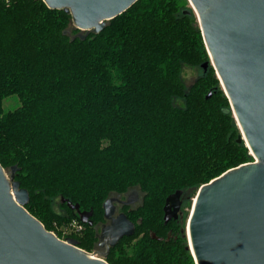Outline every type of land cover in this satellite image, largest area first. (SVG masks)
<instances>
[{"label": "trees", "instance_id": "1", "mask_svg": "<svg viewBox=\"0 0 264 264\" xmlns=\"http://www.w3.org/2000/svg\"><path fill=\"white\" fill-rule=\"evenodd\" d=\"M186 10L188 0H139L81 41L63 10L43 0H0V164L20 168L25 208L47 231L56 198L97 214L114 194L145 192L143 224L152 218L151 232L131 256L112 254L108 264H195L178 224L167 241L151 236L165 228L166 197L196 196L252 162L210 64L189 88L182 80L183 66L210 63L197 17ZM12 96L20 106L3 113ZM75 240L88 252L95 238Z\"/></svg>", "mask_w": 264, "mask_h": 264}, {"label": "water", "instance_id": "2", "mask_svg": "<svg viewBox=\"0 0 264 264\" xmlns=\"http://www.w3.org/2000/svg\"><path fill=\"white\" fill-rule=\"evenodd\" d=\"M139 0H43L52 10L71 15L80 32L73 40L85 41L100 34L109 21L128 11ZM198 19L202 37L223 90L230 102L242 136L254 162L231 169L201 186L188 220L187 250L195 264H264V0H188ZM70 34V33H68ZM209 62L202 65L208 70ZM209 93L207 99L211 97ZM0 164V264H108L107 254H90L78 241L60 240L32 216L25 207L28 190ZM184 190L166 197L164 221L168 223L183 206ZM137 196L131 195L125 205ZM113 199L104 204L99 240L107 251L124 237H131L135 224L125 214L114 217ZM62 205L79 211L80 205L62 198ZM93 210L81 214L83 224ZM183 230V232H185ZM152 238L161 240L155 233Z\"/></svg>", "mask_w": 264, "mask_h": 264}, {"label": "rangeland", "instance_id": "3", "mask_svg": "<svg viewBox=\"0 0 264 264\" xmlns=\"http://www.w3.org/2000/svg\"><path fill=\"white\" fill-rule=\"evenodd\" d=\"M197 21H198V19H197ZM210 67H211V69H213V66H212L211 63H210ZM213 72H214V77L218 80V85L220 86L221 90L223 91L224 95L226 96V94H225V92L223 90L221 81H220L215 69H213ZM204 73H206V71H204V69L202 67H189V66L187 67V66H183V69H182V80H183L186 88H189L197 80V78L203 76ZM226 98H227V96H226ZM227 100H228V98H227ZM3 103H4V104H2V112L3 113L15 110L16 108H18L20 106V101H19L17 96H12L10 98H7ZM180 103H181V101H178V100L176 101V104L180 105ZM228 103H229V106H230L229 100H228ZM233 118H234V121L236 123V127L238 129V139H239V137L242 136V132H241V129H240V127H239L234 115H233ZM238 139H237V142H238ZM244 145H245V143H244ZM249 153H250V151H249ZM251 158H252V162H254L255 158L253 156H251ZM5 171L8 174V176H10V169H5ZM143 193L146 196V193L145 192H143ZM146 197H144L143 201L140 202V203L143 204V206H144V202H145V198ZM183 198H184V204H183V207H182L181 216H180L179 220L177 221V223H175V222L170 223L166 228H164L163 230L158 231V233H159L160 236L167 237L169 232L174 233V227H175L174 225L178 224L179 227H180L179 232H180V236H181V240H182L181 244H182L183 248L187 249L190 241L188 239L189 236L187 237V234H186L185 230H186V227L188 225V220L190 218V214H191V211H192L193 201L195 199L194 191L193 190H185V192L183 194ZM164 203H163V206L161 208V210H162V214H161L162 220H163V216H164V213H163ZM142 207H141V209H142ZM49 210L51 211L52 215L48 216V221L50 222V224L52 226V230H53V231H50V232H52L56 236L60 237L59 239L63 240V241H65L68 238H72V239H79V241L81 243L82 242H86V244L87 243L90 244V242L92 240V236H94V232L92 231V228H90L89 226H85L79 232L74 230L72 228V225H74V224L80 225V224L77 222L76 219L74 220V218H69V215L71 214L70 209L67 206H61V200L59 198L54 199L50 203ZM87 210H89V209H87ZM103 210L104 209H103V203H102L100 210H97V211H99L96 214V217H97L96 222L97 223H99L101 221L104 222ZM146 210H147V208H146ZM144 214H145V210L144 209L140 210L137 213V215L134 217V219H133L134 222L136 223V230H137L138 226H141L140 229H139L138 236H136L135 238H133L134 237L133 236L131 238L124 239L118 245L117 249H115V251L113 252L114 256H116V254H117V256L118 255H123V257L124 256L125 257L131 256V254H132L131 247H133L134 244L139 239H141L145 234H146V236H147V234L149 235V232H151L149 227H152L153 225H151V223H154V222L152 221V218H151L148 222L143 224V219H145L144 218ZM140 220H141V222H139ZM154 220H156V218H154ZM87 227L90 230L89 233L88 232L86 233V228ZM183 230L185 232H183ZM135 233H136V231H135ZM96 242L97 241L95 239V241L92 243V247H91L92 249H91V251H88V253H90V254L95 253L94 250L96 248ZM194 263H195V261H194Z\"/></svg>", "mask_w": 264, "mask_h": 264}, {"label": "flooded vegetation", "instance_id": "4", "mask_svg": "<svg viewBox=\"0 0 264 264\" xmlns=\"http://www.w3.org/2000/svg\"><path fill=\"white\" fill-rule=\"evenodd\" d=\"M134 193L136 194L137 198L136 200L132 203V204H129V205H125L124 202H127L128 199L130 198L131 195H134ZM145 194L138 188H133V189H130L128 190L127 192L125 193H122V194H114L112 196H110L109 198L113 199V205L115 207V212H114V217H117L119 216L120 214H125L127 216V218L135 224V231H136V223L134 222V217L137 215V213L141 210V207L143 206L142 203H140L141 201H143L144 199ZM107 200V199H106ZM105 200V201H106ZM104 201V202H105ZM166 201V200H165ZM103 202V204H104ZM183 204H184V198H183ZM165 205V203H164ZM183 207V206H182ZM182 211V209H181ZM181 211L178 212L179 215H178V219H172L171 221H169L168 223H165L164 221V216H163V222H164V227L166 228L170 223L172 222H177L181 216ZM84 212H88V210H83L80 208L79 211H74V214L76 216V219L79 221L78 223L80 224L81 226V229L85 226H89L90 228H92V231L94 232V238L96 239V248H95V253L96 254H107V258L114 254L113 252L115 251V249H117L118 245L124 240V239H128V238H131L135 235V232H134V235L131 236V237H124L123 239H121L119 241V243L114 247V248H110L109 251L106 250V248L103 246H101L103 244L102 241L99 240V235L101 234L102 232V227L104 225H109L110 224V221L106 220L105 217H104V210H103V218H104V222L101 221L99 223L96 222L97 220V217H96V214L94 213L93 211V215L92 217L89 219V222H91L92 224L89 225V224H83L82 221H81V214L84 213ZM163 213H164V207H163ZM165 215V214H164ZM141 222V220L139 221ZM172 236V233L169 232L167 237L163 239V237H159L161 238V240H158V241H167L169 240V238H171ZM106 258V259H107Z\"/></svg>", "mask_w": 264, "mask_h": 264}, {"label": "built area", "instance_id": "5", "mask_svg": "<svg viewBox=\"0 0 264 264\" xmlns=\"http://www.w3.org/2000/svg\"><path fill=\"white\" fill-rule=\"evenodd\" d=\"M77 224H74V225H72V228L74 229V230H76L77 232H79L80 230H81V226L80 225H77ZM74 226V227H73Z\"/></svg>", "mask_w": 264, "mask_h": 264}, {"label": "bare ground", "instance_id": "6", "mask_svg": "<svg viewBox=\"0 0 264 264\" xmlns=\"http://www.w3.org/2000/svg\"><path fill=\"white\" fill-rule=\"evenodd\" d=\"M188 229H187V233H188V236H189V225H187Z\"/></svg>", "mask_w": 264, "mask_h": 264}]
</instances>
